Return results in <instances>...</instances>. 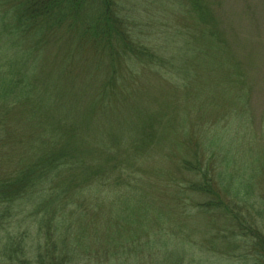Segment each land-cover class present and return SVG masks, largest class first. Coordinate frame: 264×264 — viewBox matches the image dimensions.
<instances>
[{
	"label": "trees",
	"instance_id": "obj_1",
	"mask_svg": "<svg viewBox=\"0 0 264 264\" xmlns=\"http://www.w3.org/2000/svg\"><path fill=\"white\" fill-rule=\"evenodd\" d=\"M186 1L164 49L224 68L212 87L229 86L223 107L244 116L257 83L248 62L230 53L217 9ZM127 2L0 0V264H142L155 246L166 250L159 264H264V142L258 158L234 166L241 160L228 165L207 131L173 136L176 107L158 114L139 87L156 76L178 90L182 71L175 53L143 44ZM258 9L230 31L258 35ZM252 48L250 63L264 64V42ZM150 174L174 200L144 194L141 184H158ZM102 204L112 218L98 214ZM142 204L146 217L131 219Z\"/></svg>",
	"mask_w": 264,
	"mask_h": 264
},
{
	"label": "rangeland",
	"instance_id": "obj_2",
	"mask_svg": "<svg viewBox=\"0 0 264 264\" xmlns=\"http://www.w3.org/2000/svg\"><path fill=\"white\" fill-rule=\"evenodd\" d=\"M185 2L187 3L186 0ZM185 2L184 0H128L127 5L130 10L128 9L126 12L129 13L130 11L131 16L139 17L138 20L142 21H138L137 28L138 31L141 32L140 36L143 44L166 58L170 57L165 52L167 49L175 53L174 58L176 65L182 71L184 82V85L180 86V89L169 90L170 88L165 84L159 83L160 79L156 76L155 78L158 79L159 82L151 78L150 82L141 79L139 94L141 97L150 98L157 109L155 111L160 115L168 113L170 111L168 107H176V115L172 118L176 119L178 131L173 136H177L179 139L183 140L186 136L193 133L198 135L199 132L202 133L203 131H207L206 133L209 132V135L214 137L216 144H219L218 148L222 149L221 152L226 153L228 165L232 164L234 157L236 160H241V162L232 165H242L241 163L249 165L252 158L256 159L260 156L261 150L258 144L261 145L262 142H264V64H257L254 62V65H252L249 60L251 59L254 61V59H252L254 58L252 56L253 48L249 51L247 47L254 44L256 48H258L264 42V21L261 23L262 30L259 31L258 35L256 33L257 29L255 28H250L251 30H248L250 35H247L240 30L238 31L239 33L231 32L230 26L240 24L239 29H242L244 23L250 22V19L247 18V10L250 7H257L259 8L258 10H264V0H204L207 5H210V7L215 10L217 9L218 14H220V19L222 18L220 28L224 35L223 38L228 40L232 46L230 53L233 57L235 56L237 59L248 62L251 75L249 78L253 81H257L252 101L248 103L244 116L238 111H234L235 114L231 116L224 109L223 106L231 104L229 95H234L229 86L223 83L221 86L212 87L213 84L215 85L218 81L224 79V68H219L216 72L213 66L207 64L202 65L199 59H197V55L193 56L180 48L174 49L170 46L164 49L165 43H163V41L165 39L170 41H174L175 39V36L172 37L171 33H175L177 23L173 20L179 17V9L185 8L183 4ZM255 12H257V9ZM262 20H264V18L260 21ZM258 25H260V23H258ZM205 28L208 30L212 28V25L209 23ZM227 31H230V33L226 34ZM246 38L254 40L255 43L244 42L242 40ZM167 52L169 53V51ZM261 54L264 55V52H261ZM254 56L259 57V52H256ZM163 70L167 72V74L170 72L174 73L172 69L167 66H165ZM173 75L175 76L172 78L177 82L178 80L176 79H178L179 74L175 72ZM174 79H172V81ZM206 95L216 100H205ZM145 105L147 104L145 103ZM201 106L202 108H200ZM234 106L241 108L243 104L238 103ZM232 109L235 108L233 107ZM208 125L209 127H207ZM225 146H227L226 149ZM157 154L159 155V159L163 158L162 151L158 150L154 155ZM151 165L155 164L152 163ZM147 182L158 183L157 185L141 184V189L144 194L146 193L149 199H156L158 197L162 199L165 204L166 202L169 203L174 200L173 190L170 192L165 190V188L163 190V187L160 186L161 180L157 181L156 176L150 174L149 178L147 177ZM262 182L264 184V177ZM140 201L146 203L149 200L140 197ZM141 207L143 208L142 216H140L142 213L141 209L140 212H135V215L130 217L131 219L134 217L138 220L144 219L146 206L142 204ZM98 214L104 220H108V218H112L114 212L110 205L102 204ZM120 222L124 225H131V223L126 220ZM147 232L148 234L145 233V235L154 233V231ZM1 234L0 232V236ZM155 248L154 254H146V261L142 264L160 263L161 257L165 255L166 250L158 246H155ZM172 249H175V246H173ZM213 262L214 258L211 257L210 263L214 264Z\"/></svg>",
	"mask_w": 264,
	"mask_h": 264
}]
</instances>
